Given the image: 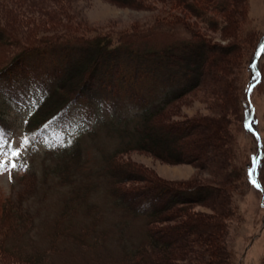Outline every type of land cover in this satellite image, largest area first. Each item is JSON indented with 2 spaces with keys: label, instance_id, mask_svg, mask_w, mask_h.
<instances>
[{
  "label": "rangeland",
  "instance_id": "rangeland-1",
  "mask_svg": "<svg viewBox=\"0 0 264 264\" xmlns=\"http://www.w3.org/2000/svg\"><path fill=\"white\" fill-rule=\"evenodd\" d=\"M161 1L0 0V70L23 49L51 41L64 48L47 50L40 54L38 60L37 56L31 57L27 66L51 65L48 62L52 61L53 65L64 66L63 70L66 71V63L69 61V66L74 69L89 67L98 55L93 56L92 48L82 52V46L77 49L76 45H80V37L92 40L96 36H105L112 45L119 46L117 50H131L129 55L135 57V60H154H148L151 62H148L150 70L166 79L167 75L163 73L172 67L180 68L181 71L185 70L180 64L192 67L194 72L201 74L196 79L194 90L173 101L153 118L151 125L156 129L149 133L146 131L149 138L145 141V148L130 150L113 158L120 170L126 171V181L119 187L122 190L159 187L171 192L177 189L197 191L198 201L184 204L169 202L149 226L148 229L159 234L153 240L154 243L164 244L162 252L158 254L157 264H217L220 261L227 264H264V208L260 204L262 195L244 182L242 172H239L247 167L249 158L255 152V139L243 130L242 117L246 107L244 93L250 78L248 62L256 43L264 34V0H225L226 8L215 7L200 15L198 7L193 6L199 4L196 0H187L190 5L188 8L171 7L164 0ZM167 10H170V18ZM166 16L167 23L164 21ZM64 40L72 43H62ZM128 40L134 42L124 44ZM170 45H173V50ZM89 46L94 47L92 44ZM116 54L118 51L112 55ZM111 57L110 54L104 55V59ZM177 57L182 61H178ZM89 58L91 61H86ZM157 59L161 60L160 64ZM260 68L262 80L253 93L252 111L255 107L256 119L264 137V57ZM103 69L102 65L99 66L98 73ZM31 71L28 73L31 83L26 85L34 95L38 93L35 86L40 78H32L35 73ZM67 77L69 80L61 91L78 83L74 72ZM147 82L144 81L143 86ZM14 84L0 82V101L4 103V106L0 105V115L5 114L7 121L12 124V130L15 129L19 135L14 136L16 131L9 135L2 133L0 139L19 144L26 136L29 144L21 148L22 156L17 169L0 173V199L3 197L11 202V208L19 216L27 218L31 211L29 216L34 215V221L27 224L24 230L18 228L25 225L4 229V234L0 232V240L3 238L4 245L13 247V250L21 247L26 253L33 251L30 247L35 242L43 244L47 239V235L39 230V224L51 217L47 209L54 206L56 198L65 195L74 185L72 180L69 186L60 184L62 182L58 183L51 173L47 174L49 170L45 167L51 163L52 154L48 150L60 149L70 144L68 141L72 143L81 132L86 136L87 131L95 129L98 119L109 117L112 111L109 106L116 98L97 95L98 86L93 83L92 88L96 91L94 96L89 95L91 102L89 99L84 100L91 103L93 112L89 111L86 115L72 112L62 116L61 121L54 125L23 133L22 120L27 114L26 109L21 108L24 107L21 102L17 106V103L4 100L5 89H12ZM160 84L164 91L175 86L173 80L162 81ZM33 95L28 97L32 101ZM154 98L160 102L163 97L153 93L147 99L151 102ZM125 105L130 107L131 103ZM8 107L10 111L6 114ZM120 112L126 115L128 110L122 109ZM103 137L99 136L97 144L110 152L132 147L136 140L127 134L126 137L122 136L123 139H112L109 145L103 142ZM87 152L85 160L89 161L96 152L92 148ZM95 165L97 172L100 164ZM17 176L24 178L18 181ZM97 177L99 182L101 179ZM260 177L264 184V157ZM100 182L99 197L105 193V189L100 188ZM31 187L36 198L28 194ZM161 197L159 204L163 205L166 202L165 195ZM103 215L104 220H99L100 223L97 222L95 227L89 222L82 227V216L78 222L81 223L80 232L91 230L93 236L98 238H103L102 229L110 228L104 235L109 259L105 254H100L101 260L94 261L96 257H91L92 252L82 254V248L76 250L65 239L56 253L58 258H64L58 264H113V257L120 248L119 243L115 244L112 239L122 234L128 236L134 233V229L135 232L139 231L140 227L138 221L130 222L133 217L128 212H121L115 207ZM3 219L0 209V226L8 222ZM120 223L123 224L119 226L122 228L119 234L115 225ZM99 247L100 244L97 249ZM0 264L21 263L0 254Z\"/></svg>",
  "mask_w": 264,
  "mask_h": 264
},
{
  "label": "trees",
  "instance_id": "trees-1",
  "mask_svg": "<svg viewBox=\"0 0 264 264\" xmlns=\"http://www.w3.org/2000/svg\"><path fill=\"white\" fill-rule=\"evenodd\" d=\"M160 1L161 0H159V2ZM161 2H163V0ZM164 2H167V5L171 7H190L187 0H164ZM196 2L199 4L193 6L198 7V10L201 11L198 15L205 14V10L212 11L215 7L223 9L227 7V2L225 0H223V2H216V0H196ZM198 10L196 11L198 12ZM167 11L170 18V10ZM168 16H166L165 20L162 19V23L164 21L166 23L168 22ZM79 39L82 45L81 43L80 45H76L77 49L82 46L83 52V50L92 48L91 51L93 52V56L98 55V58H95L96 61L93 60V62H91V64H94L92 69H90L91 64L88 63L91 61L90 58L86 60L88 61L89 67L87 66L88 68L85 67L83 69H79L78 67L74 69L73 66H69V61L66 63L68 65L66 71L63 70L65 68L64 66L53 65L52 61L48 62V64L51 63V65L49 64L50 66L44 64L27 66L31 57L37 56L36 60H38L40 54L46 53L47 50L49 51L52 48H54L53 50L64 48L59 47L60 45L56 46V43L51 41L36 47L33 46L23 49L14 57L13 61L0 70L1 83H15L12 85V89H5V102L17 103V106H19V102H21L24 107H20L26 109L25 112L27 114L22 120L24 127L23 133L39 131L49 125H54L57 121H61L62 116H67V114L69 115V113L72 112L84 113L83 115H86L89 111L94 110L91 109L94 108L90 103L91 97L89 99V95L91 94L90 96H94L96 91V89L94 90L92 88L93 83L98 86V91H96L97 95L101 94L102 96H112L113 99L116 98L115 101L112 102V105L109 106V108L112 109L109 117L105 120L98 119L99 121L95 129L87 131L85 134L86 136H83L81 132L72 143L70 142V144L64 145L57 150H48V153L52 154L50 155L51 163L45 167L46 170H49L47 174L51 173L52 177L54 179L56 178L58 183H60V181L62 182L60 184L65 183L69 186L72 180L74 185L65 195H59L56 198L54 206H50L47 209L51 217L39 224V230L47 235V239H45L43 244L37 243L40 241L35 242L30 247L33 251H27L25 253L26 250L21 247L17 250H13V247L8 245L7 247L2 243V238V240H0V248H2L0 254H4L21 264H58L60 260H64V258H58L56 253L58 248H61L63 240L66 239L67 243L76 248V250L82 248V254L86 255V252L89 251V253H93L91 256L92 258L96 257L94 261L101 260L102 257L99 256L100 254L108 255V245L105 243L104 235L110 228L102 229L103 238H98L93 236L91 230V232L88 230L82 231V228V232H80L81 228L79 224L81 223L78 222V220L82 216V227L88 224L87 222L95 227L97 222L98 224L100 223L99 220H104L103 213L115 207L117 210L120 209L121 212H128L131 217H133L130 222L138 221L140 228L139 231L136 230V232L134 229V233H130L128 236L122 234L112 239V242H115V244L116 242L119 243V247H117L120 248L116 251V256L113 257V264H157L159 261V253L162 252L164 244L160 242L154 243L153 240L159 234L155 232V230L152 231L148 229L149 226L152 224V221L165 210L169 202L172 204H184L198 201L199 197L197 196V191L191 189L181 191L177 189L171 192V190L169 191L166 188L159 187L145 189L135 187L130 190H122L119 185L126 181V171L120 170L119 166L113 162V158L118 154L130 150L144 149L146 144L145 141L149 138V134H147L146 131L149 133L150 130L154 131L156 129L154 125H151L153 118L158 116L173 101L177 100L185 93L193 91L196 85V79H199L201 74L194 72V69L192 67L189 68L187 64H180L179 66L185 71H181L180 68L178 70L172 67L166 70V72L163 71V74L165 76L167 75L168 79H166L156 75L153 70H150L148 65L154 60L150 59L151 62H149L150 60L147 58L144 61L141 58H139L140 60H135V57L129 55L131 50H117L119 46L112 45L107 41L105 36H96L95 39L93 37L94 40H83L84 38L81 37ZM130 41L134 42L132 40ZM130 41L128 40L124 42V44H129ZM67 42L72 43V41L69 40H64L62 43ZM73 42L78 43L77 41ZM119 42L121 44V41ZM91 44L94 45V47L89 46ZM172 46L173 45H170L171 48ZM117 51L118 54L112 55ZM105 54L106 56L110 54L113 57H111V59H104ZM263 57L264 34L260 36L248 62L250 78L244 93L246 107L242 117L243 130L251 134L255 139V152L254 155L249 158L247 167L243 168V171L239 170V172H242V175L237 172L242 176L244 182L252 185L260 195H262L260 202L262 208H264V184L260 177V167L264 157V137L260 131L261 127L257 121L258 119H256L255 107L252 111V99L256 87H258L262 80L263 73L260 68V63ZM130 58L134 59L131 60ZM36 60H31V62H35ZM177 60L182 61L179 57H177ZM156 61L160 64L161 60L157 59ZM251 64H255L256 70L260 73L258 83L255 82L256 78H254L253 70L250 68ZM101 65L104 69L101 73H98L99 66ZM95 66L97 68H95ZM88 69H90L89 73ZM30 70H32V73H35L32 78H40V82H37L35 86V89H37L36 92L38 93H34V95L32 92H29L31 89H29L30 87L27 88L28 85H26L31 83V81H29L31 78L28 77ZM73 72L74 75L78 77L76 80L78 83H76L75 86H69V88L67 86L68 89L61 91L65 88V84L69 80L67 76L70 77ZM146 80L148 84L143 86V82ZM169 80H173V85L175 84V86L172 89L164 91L160 83L162 81L163 83L170 82ZM252 84L255 86L252 87L251 92H248L247 89ZM85 93L87 94L86 97H84ZM153 93L162 95V100L156 102V98H154L149 102L148 99ZM31 95L34 96L33 101L28 98ZM88 99L90 102L84 101ZM96 100L99 101L100 99ZM146 100L148 101L146 102ZM30 102L32 103L30 104ZM126 103H131V106L125 107ZM0 105L4 106V103L0 101ZM122 109L128 110V113L126 115L121 114L120 111H122ZM6 111V114H8L10 111L9 107ZM103 112H105L104 109ZM246 120L254 121L250 129L245 126ZM15 131V129L12 130V124L10 121H7L5 114L0 115V134L9 135ZM127 134L136 138V140L134 139L135 144L133 143L132 147H124L110 152L107 151L105 147H101L97 144L100 135H104L103 142L110 145L112 139H123ZM15 135H19L17 131L14 133V136ZM90 147L96 152L93 155V159H89L91 163L85 160V158H87L85 155L89 153H86V151H90ZM254 160L257 161L256 170L253 172L252 176L249 177L248 173L253 166ZM94 164L98 166L100 164L97 172H95L97 166H94ZM246 169L248 171H246ZM79 174H82V178L79 177ZM97 176L101 179V182L99 181L101 190L105 189V193L101 194L100 197L98 195L99 182L96 180L98 179ZM23 178L24 177L17 176L18 181ZM251 180L257 181L259 186L251 183ZM102 184H105V186ZM32 193L31 187L28 194L35 197V193ZM163 195H165L164 200H166V202L162 205L159 204V200ZM1 204H3L0 208L2 209V218L8 221L7 224L0 226V232L2 234L5 233V231L3 232L4 229L18 228V226L21 225H25V227L22 226V228L20 227L18 229L24 230L27 224H31L34 221V219H32L34 215L32 217L29 216L31 211L26 216L27 218H25L19 216L18 212H14L10 205L11 202H7L3 197L0 199V205ZM21 218L22 220H20ZM125 222L129 223L128 220ZM123 223L115 225V228L118 227L119 234L122 231V228H119V226ZM134 235L136 236L134 237ZM99 236H101V233H99ZM98 244H100L99 249H97ZM56 245H59V247H56ZM103 245H105L104 249L102 248L104 247ZM91 249H93V251ZM34 251H36L35 255L33 253ZM101 251L102 253H100ZM109 252L112 251L109 250ZM31 253L32 255H30ZM107 257L109 259V256ZM217 264H227V262L220 261L217 262Z\"/></svg>",
  "mask_w": 264,
  "mask_h": 264
},
{
  "label": "snow or ice",
  "instance_id": "snow-or-ice-1",
  "mask_svg": "<svg viewBox=\"0 0 264 264\" xmlns=\"http://www.w3.org/2000/svg\"><path fill=\"white\" fill-rule=\"evenodd\" d=\"M250 68L253 70L254 78H256L255 82L258 83L259 82L258 77L260 73L256 70V65L251 64ZM254 86H255L254 84L250 85L247 91L251 92L252 87ZM31 103L32 102H30V104ZM252 123H254V121L246 120L245 126L250 129ZM70 142L71 141H68V143ZM28 144H29V139L26 136L23 137L22 142L19 144H14L11 140L0 139V173L9 172L11 170L17 169L18 162L22 156L21 148L27 146ZM256 165H257V161L254 160L253 166L248 173L249 177H251L253 172L256 170ZM250 182L253 184H257V181L255 180H251ZM257 186L259 185L257 184Z\"/></svg>",
  "mask_w": 264,
  "mask_h": 264
},
{
  "label": "bare ground",
  "instance_id": "bare-ground-1",
  "mask_svg": "<svg viewBox=\"0 0 264 264\" xmlns=\"http://www.w3.org/2000/svg\"><path fill=\"white\" fill-rule=\"evenodd\" d=\"M246 90V89H245ZM249 115V114H248ZM258 136V135H257Z\"/></svg>",
  "mask_w": 264,
  "mask_h": 264
}]
</instances>
